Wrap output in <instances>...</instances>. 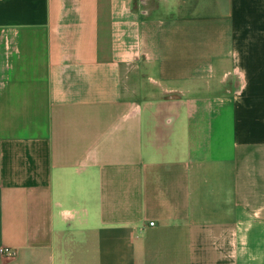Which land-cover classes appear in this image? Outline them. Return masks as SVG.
Segmentation results:
<instances>
[{
  "label": "crops",
  "instance_id": "obj_1",
  "mask_svg": "<svg viewBox=\"0 0 264 264\" xmlns=\"http://www.w3.org/2000/svg\"><path fill=\"white\" fill-rule=\"evenodd\" d=\"M0 264H264V0H0Z\"/></svg>",
  "mask_w": 264,
  "mask_h": 264
},
{
  "label": "built area",
  "instance_id": "obj_2",
  "mask_svg": "<svg viewBox=\"0 0 264 264\" xmlns=\"http://www.w3.org/2000/svg\"><path fill=\"white\" fill-rule=\"evenodd\" d=\"M149 224H150V225H152V224H153V222L151 221V222H149ZM2 252H3V253H6V254H7V255H9V256H12V255H14V253H13V252H11L10 250H6V249L4 250V249H3V250H2Z\"/></svg>",
  "mask_w": 264,
  "mask_h": 264
}]
</instances>
